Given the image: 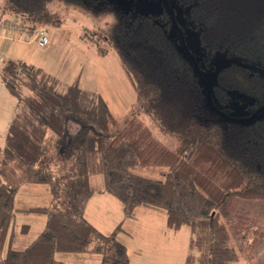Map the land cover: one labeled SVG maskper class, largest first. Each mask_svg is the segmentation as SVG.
Listing matches in <instances>:
<instances>
[{"label":"trees","instance_id":"obj_1","mask_svg":"<svg viewBox=\"0 0 264 264\" xmlns=\"http://www.w3.org/2000/svg\"><path fill=\"white\" fill-rule=\"evenodd\" d=\"M175 1L188 9L206 53L246 55L245 49L259 41L262 51L250 59L264 61V0ZM68 2L2 0L0 16L31 31L48 29L64 23ZM128 19L125 14L113 25L117 33H124ZM106 32L88 36L100 56L115 51L139 101L123 121L113 116L100 93L82 89L77 79L60 87L41 68L0 54L1 80L16 100L0 147V264H66L57 253L96 254L99 264H128L126 247L116 238L121 225L106 234L84 214L99 191L90 176L99 173L100 191L119 201L124 217H133L141 206L163 211L168 229L189 227L183 264H237L226 222L241 210L237 202L264 200V172L255 150L264 135L246 123L213 117L205 109L207 91L191 59L181 60L158 34L126 37L118 44ZM11 33L16 32L7 31L5 40ZM223 80L213 83L215 94H223L224 88L244 92L236 77ZM141 115L161 134L172 136L175 147L160 144ZM51 143L61 158L56 171L48 151ZM136 167L165 170L156 180L132 172ZM25 182L46 185L48 205L16 208L18 189ZM17 211L45 216L44 231L21 250L12 247Z\"/></svg>","mask_w":264,"mask_h":264},{"label":"rangeland","instance_id":"obj_2","mask_svg":"<svg viewBox=\"0 0 264 264\" xmlns=\"http://www.w3.org/2000/svg\"><path fill=\"white\" fill-rule=\"evenodd\" d=\"M64 5L68 6V12L64 11V23L61 26L48 27L49 44L46 47H39L33 36L25 38L23 34L11 33L8 34L9 39L5 40L6 29L0 27V38L5 40L0 39V48L4 46L6 56L41 68L59 80L60 87L77 79L81 88L100 93L113 116L118 121H123L139 105L137 96L115 51L111 49L106 55L100 56L88 35H92L91 31L106 29L108 36L122 44L126 37L130 39L134 36L140 40L142 35L158 34L181 60L185 61L188 57L191 59L196 74L200 75L205 89L207 87L209 91V99H205V109L214 112L216 116L213 117H225L246 123L249 130H259L264 135V61L253 60L262 51L259 41L250 49H245L246 55L206 53L199 42L198 29L190 19L188 9L175 0H70ZM125 14L129 16L126 29L124 33H117L115 23L118 25ZM0 21L1 26L4 23L1 16ZM238 68L240 70L237 75L235 70ZM222 77H225V83L236 77L238 83L244 86V92L238 88L233 91L231 88H224L223 94H215L213 83L218 79L222 80ZM15 108L16 100L7 91L0 76V147L4 144L8 122ZM139 118L160 144L169 149L175 147L174 138L161 134L146 115ZM257 147L259 151L255 150L261 162L260 170L264 172V142ZM54 150V143L49 144L52 169L56 171L61 165V158H57ZM162 170L165 168L131 169L136 174L156 180L161 179ZM102 183L100 173L90 176L93 188H100ZM49 200L46 185L25 182L18 189L15 206L20 208L48 205ZM101 200L99 210L104 213V220L99 222L108 234L118 225L122 214L120 209L118 211L115 208L110 219L111 213L103 210V199ZM236 208L241 210L226 223L231 227L230 245L238 253L237 264H264V200L237 202ZM124 220L119 225L130 232L120 230L116 238L127 244L130 264H183L188 252L190 234L187 225H182L177 230L168 229L163 211L141 206L133 210V217ZM24 226L28 228L26 231H22ZM11 227L14 236L12 247L21 250L44 231L45 216L17 211ZM194 254L198 255L196 251ZM107 257L111 261L113 253L110 251ZM56 258L66 264H99L101 259L96 254L72 253H57Z\"/></svg>","mask_w":264,"mask_h":264},{"label":"crops","instance_id":"obj_3","mask_svg":"<svg viewBox=\"0 0 264 264\" xmlns=\"http://www.w3.org/2000/svg\"><path fill=\"white\" fill-rule=\"evenodd\" d=\"M1 39V38H0ZM2 41H5L3 39H1ZM0 54H2L5 58L7 57L6 56V53L4 52V46L0 48ZM8 58V57H7ZM83 89V88H82ZM85 90H89V89H85ZM91 91V90H89ZM13 116V115H12ZM12 118V117H11ZM11 120V119H10ZM9 120V122H10ZM8 122V124H9ZM102 189V186L100 188H98L99 191L95 192L91 197L90 199L88 200L87 204H86V207H85V210H84V214H85V217L93 224L95 225L100 231H102L103 233H107L106 231H104V229L102 228V225L99 221L101 220H104V213L101 212L99 209H100V205L102 204V200L101 198L103 199V210H105L106 212L108 213H111L110 215V219L112 217V214L116 209H120L121 211V218L118 219V222H122L124 223V219L126 217H124L123 215V212H122V207H121V204L119 203V201L113 196H111L110 194L108 193H105L103 191H100ZM106 197V198H105ZM108 197V198H107ZM99 199V201H98ZM104 199H105V204H104ZM90 216H89V215ZM118 223V225H119ZM117 225V226H118ZM122 227V226H121ZM116 228V227H115ZM114 228V229H115ZM122 231H124L125 233H129L130 231H127V229L125 227H122ZM112 231H110L109 233H111ZM119 232V231H118ZM128 235V234H127ZM117 236V235H116ZM129 237V236H128ZM121 242V241H120ZM123 243V242H121ZM126 247V250H127V254H128V264H130V252L128 250V246L126 243H123Z\"/></svg>","mask_w":264,"mask_h":264},{"label":"built area","instance_id":"obj_4","mask_svg":"<svg viewBox=\"0 0 264 264\" xmlns=\"http://www.w3.org/2000/svg\"><path fill=\"white\" fill-rule=\"evenodd\" d=\"M1 24V21H0ZM4 27L7 31H14L18 35H22L26 38L27 36H33L35 43L39 47H46L49 44V30L47 27H38L31 31L28 27L23 26L20 21L14 20L11 22H5L0 26ZM4 57L0 55V63L3 62Z\"/></svg>","mask_w":264,"mask_h":264},{"label":"water","instance_id":"obj_5","mask_svg":"<svg viewBox=\"0 0 264 264\" xmlns=\"http://www.w3.org/2000/svg\"><path fill=\"white\" fill-rule=\"evenodd\" d=\"M206 91H207V98L209 99V91H208L207 87H206Z\"/></svg>","mask_w":264,"mask_h":264}]
</instances>
